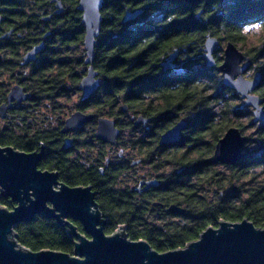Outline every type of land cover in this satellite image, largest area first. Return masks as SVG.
<instances>
[{
    "label": "flooded vegetation",
    "instance_id": "obj_1",
    "mask_svg": "<svg viewBox=\"0 0 264 264\" xmlns=\"http://www.w3.org/2000/svg\"><path fill=\"white\" fill-rule=\"evenodd\" d=\"M125 1H132L131 10L129 9L131 12L142 9L138 0ZM211 1L215 0H200L196 4H187L206 6ZM218 1L235 4L233 1ZM18 2L19 9L26 15L27 21L12 16L15 7L11 10L5 5H0V44L12 38L13 34L31 31L39 35L38 42L32 46L43 44L44 50L47 38L54 30L53 25L70 14L75 0H18ZM59 4L62 6L60 13L57 12ZM76 9L81 13L82 23L79 0ZM127 11H124L122 19ZM201 13L202 10L196 14V18H200ZM150 22L152 25H144ZM167 22L168 19L160 11H155L144 12L134 20L123 24L129 23L126 29L131 30L142 24L139 26L141 29L137 41L144 44L164 37L170 29H166L164 25ZM190 29L195 33L202 31L201 52L186 56L179 51L173 59L170 53L161 61H169L170 68L164 70L160 62L159 67L153 68V73L129 74L132 80L121 90L122 96L115 104H112L109 84L103 82L99 74L96 75L98 87L88 97H85L80 89V79L76 91L67 97L56 99L61 101L75 97V105L71 112L62 116L60 122H56L57 118L55 121L50 120V125L55 128L54 138L29 152L39 153L43 149L44 156L37 168L42 172L56 174L57 184L53 187L54 190H58L61 185L69 188H90L103 221L104 232L115 224L127 239L130 235L132 238H137L129 239L131 241H145L153 250L155 249L151 243L154 242L168 245L171 240L181 242L190 238L191 224L204 217L199 212L200 205L193 210V204L200 199L199 195L206 196L202 198L206 209H210L214 204L215 193L223 195L220 180L224 170L237 166L238 162L223 164L213 163L211 160L215 146L225 132L231 127L240 131L239 120L248 118L245 114L241 115L240 110L244 113L245 108H251V111L247 109L250 113L249 117H252L250 126L254 124L258 127L264 126L261 122H254L253 108L244 104L235 111L225 114L226 107L222 100L224 88L232 91L244 102L234 90L224 86L222 75L218 70L223 62L227 43L218 40L217 37L208 36L206 25H195ZM10 30L12 33L7 34ZM184 30L188 31L189 28ZM173 32L175 31L169 32L170 44H173L175 35L178 34L173 35ZM207 38H214L218 42L213 48L215 65L211 67L206 64L204 50ZM242 53L244 59L241 64H250L245 73L253 68L255 70L254 62L244 52ZM219 57L221 60L218 61ZM41 60L43 61L42 58ZM149 61L146 59V62ZM34 62L38 63V57L24 66L30 70ZM84 65L86 71L82 78L89 67L85 61ZM212 71H216V74ZM256 71L252 74V78L257 72H261ZM182 88L188 89L193 95L188 105L176 107L173 100H165V94L180 91ZM23 90L26 94H30L24 86ZM207 95L211 97L209 102L204 100ZM29 100L30 98L24 102H15L13 109L25 104L26 107H31ZM76 112L90 118L74 130L62 132L65 120ZM101 120L113 122L114 128L118 131L114 142L96 136ZM181 122L183 127L179 130L178 139L164 142L165 134ZM28 123L30 126L35 124L31 121ZM47 125L45 122L41 126ZM241 134L247 142L245 132ZM66 143L68 147L63 148ZM210 146L213 148L209 153ZM209 173L215 174V180L212 179L208 185L206 176ZM8 200L13 207L16 205L12 200ZM172 206L180 208L183 212L171 211ZM209 217L210 215L207 219H210ZM36 218L58 223L54 219H45L41 216ZM65 221L74 225L80 234H84L79 221L70 217L65 218ZM217 226L218 224L213 227ZM186 245H179L175 249H182ZM171 250L174 249L167 247L163 252Z\"/></svg>",
    "mask_w": 264,
    "mask_h": 264
},
{
    "label": "trees",
    "instance_id": "obj_2",
    "mask_svg": "<svg viewBox=\"0 0 264 264\" xmlns=\"http://www.w3.org/2000/svg\"><path fill=\"white\" fill-rule=\"evenodd\" d=\"M138 1L143 13L160 11L168 19L164 24L166 29L170 28L169 32L175 31L173 35L178 34L175 35L173 44L169 43V32H166L164 37L142 44L137 41L141 29L139 26L142 24L133 30L126 29L129 23L123 24L122 15L124 11L131 10L132 1L104 0L93 67L102 81L109 84L112 104L117 102L122 96L121 90L132 80L129 74L153 73V68L159 67L160 62L170 53L171 56L180 51L188 56L201 52L202 31L195 33L190 29L192 26L206 25L208 36L217 37L224 43L232 42L237 46L239 43L243 44L242 30L245 26L264 21V0H245L243 3L235 4L215 0L208 2L206 6L202 4L194 6L179 0ZM76 4L77 0L70 14L53 25L54 30L47 38L45 49L37 55L38 63L34 62L30 70L22 65L23 56L40 45L32 46L38 42V34L31 31L18 32L0 44V105L6 101V96L14 85H22V88L24 86L30 91L29 102L32 104L31 107H26L27 104L14 107L9 111L8 119H0L4 123L0 126V147L11 146L18 151L29 153L40 144H47L54 138L55 128L50 125V120L55 121L57 118L56 122H60L65 109L56 99L67 97L76 91L79 80L86 71L84 65L86 51L83 45L85 32L81 23V13L76 9ZM0 5H5L11 10L15 7L12 16L27 21L24 12L19 9L18 0H0ZM201 10L200 18H196V14ZM8 12L11 13L10 10ZM144 25H152V22ZM187 27L189 30L185 31L184 28ZM9 33L12 31L7 34ZM245 54L254 62L255 70L261 71L264 75V64L263 66L257 64L264 58V43L257 49L246 51ZM146 59L150 61L146 62ZM217 60H221V57ZM163 63L164 61L160 65ZM256 94L263 100L264 107V79ZM164 96L165 100H173L176 107L186 106L193 99V95L186 88ZM222 97L223 105L226 107L225 114L238 108L236 103L240 99L232 91L224 88ZM210 99V95L204 97L206 102ZM37 111H43L41 120L38 115L36 118L33 117V113L37 114ZM240 114L248 117L250 115L249 111L243 113L242 110ZM38 118L48 125L37 127L35 124ZM29 121L35 124L30 126ZM238 126L241 133L246 131L242 124L239 123ZM212 148L213 146L209 147V153ZM243 148L245 153L243 158L238 161L237 166L225 169L220 180L223 195L215 193L214 204L210 209L205 208L202 200L206 198L205 195H199V201L193 204V210L200 205L199 212L204 217L191 224L190 238L181 242L171 240L168 245L161 242L151 243L155 251L163 253L167 247L176 250L179 245L189 244L198 239L207 227L215 226L219 221L235 223L248 219L255 227L264 228V126L257 127L253 136H247ZM255 169L260 171L255 172ZM212 179L215 180V174H207L206 183L209 185ZM0 207L8 210L13 208L6 198H0ZM208 215L210 219H207ZM117 228L118 226L114 224L105 230V233L112 235ZM13 233L17 243L32 252L52 250L72 255L74 251L75 239L69 229L54 221L36 218L32 222L16 225ZM128 239L137 238L129 235Z\"/></svg>",
    "mask_w": 264,
    "mask_h": 264
},
{
    "label": "water",
    "instance_id": "obj_3",
    "mask_svg": "<svg viewBox=\"0 0 264 264\" xmlns=\"http://www.w3.org/2000/svg\"><path fill=\"white\" fill-rule=\"evenodd\" d=\"M183 1L196 4L200 0ZM227 1L243 3L245 0ZM57 7V12H62V6L59 4ZM103 7L104 0H79L85 28V63L89 64L86 75L80 81V89L85 97L90 96L98 87L93 61ZM142 13L141 9L127 11L123 22L132 21ZM217 43L214 38H207L205 41L206 64L209 67L215 65L213 48ZM43 46L40 44L28 51L23 56L22 65L33 62ZM175 56L176 53L172 54L171 59ZM243 59L244 55L237 46L228 42L218 70L224 86L234 90L246 106L253 108L254 122L264 125L263 100L255 94L264 75L257 72L252 79L245 78L244 73L250 64H241ZM162 65L164 70L171 67L169 61ZM29 98L21 86H12L6 101L0 105V119L10 117L9 111L13 109L15 102H24ZM89 118L79 112L73 113L65 120L62 132L74 130ZM182 127L181 122L165 134L163 141L177 140ZM96 136L114 142L118 131L113 122L101 120ZM245 143L246 138L238 128H229L218 140L211 161L236 164L243 158ZM68 144L63 148L68 147ZM43 156V149L39 153H26L11 146L0 147V198L16 203L11 210L0 207V264H264V228L255 227L248 219L235 223L221 221L217 227H207L198 239L184 248L163 253L153 250L145 241L127 239L122 231L106 235L90 188L61 185L58 190H54L53 187L57 184L56 174L42 172L37 168ZM170 210L183 212L175 206ZM37 216L54 219L69 229L75 239L72 255L52 250L32 252L17 243L13 233L15 226L32 222ZM68 217L80 222L84 234H80L75 226L65 221Z\"/></svg>",
    "mask_w": 264,
    "mask_h": 264
},
{
    "label": "rangeland",
    "instance_id": "obj_4",
    "mask_svg": "<svg viewBox=\"0 0 264 264\" xmlns=\"http://www.w3.org/2000/svg\"><path fill=\"white\" fill-rule=\"evenodd\" d=\"M242 34L244 36L243 44L239 43L237 45L238 49L241 52L246 53V51L254 50V49L261 47L264 43V21L245 26L242 30ZM222 47H224V46H222ZM258 62H257V64L263 66L264 58L260 59ZM254 71H255L254 68L251 69L250 71H248L244 74V77L248 78V79H250V78L252 79V74L254 73ZM212 73L216 74V71H212ZM59 102L64 105V108H65L64 109V116H65L66 114H68L69 112L72 111V108L75 105V97L74 98L70 97L69 99H61V101L59 100ZM242 104H244V102H242L241 100L237 101V103H236V105L238 107H240ZM247 109L249 111H251V108H245V111H247ZM42 113H43V111H37V114L33 113V117L35 116V118H36V115H38V116H40V120H41L42 119V116H41ZM40 120H39V118L37 119V123L35 124L37 127L39 125L41 126L42 124L45 123V122H41ZM239 123L242 124L244 127H246V131H245L246 136H249V135L253 136L255 129L258 127V125H256V124L250 126V124H252V117L243 118V119L239 120ZM2 124H4V123H2L0 121V126ZM254 171L259 172L260 170L255 169ZM118 231H121V229L118 228Z\"/></svg>",
    "mask_w": 264,
    "mask_h": 264
}]
</instances>
